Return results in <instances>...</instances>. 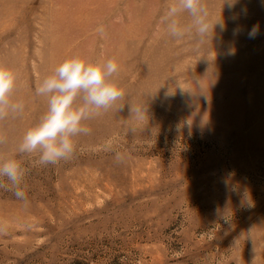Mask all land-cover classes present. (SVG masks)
<instances>
[{"label":"rangeland","instance_id":"rangeland-1","mask_svg":"<svg viewBox=\"0 0 264 264\" xmlns=\"http://www.w3.org/2000/svg\"><path fill=\"white\" fill-rule=\"evenodd\" d=\"M224 2L203 0L226 30L198 45L159 26L169 0H0V64L25 105L0 121V156L40 121L35 87L65 59L114 58L125 92L70 160L17 154L28 203L0 190V264H264V0ZM129 105L148 106L142 121Z\"/></svg>","mask_w":264,"mask_h":264},{"label":"clouds","instance_id":"clouds-1","mask_svg":"<svg viewBox=\"0 0 264 264\" xmlns=\"http://www.w3.org/2000/svg\"><path fill=\"white\" fill-rule=\"evenodd\" d=\"M235 3L236 0L224 2L229 10ZM159 26L175 40L194 35L198 45H202L217 28L220 32L226 30L222 15L213 17L203 0H169L160 16ZM97 31L102 37L105 35L103 27ZM233 34H237L236 29ZM257 34L258 28L253 26L248 38L254 39ZM118 73L119 65L114 58L89 60L73 56L45 76L36 85L35 94L46 100L47 109L40 121L25 131L16 153L7 158L0 156V190L12 193L27 205V193L23 188L27 170L17 154H35V163L40 166H54L73 158L77 148L75 138L91 131L85 122L123 100L125 92L115 79ZM17 80V74L11 67L0 64V121L20 118L25 111V105L12 97ZM123 108L121 106L120 110ZM146 112L148 106L129 105V117L137 121H142ZM5 143L7 138L0 134V145ZM115 159L119 163L123 158L117 154Z\"/></svg>","mask_w":264,"mask_h":264}]
</instances>
